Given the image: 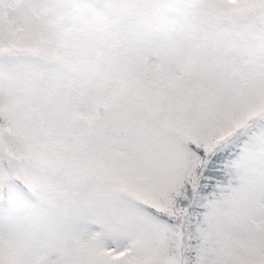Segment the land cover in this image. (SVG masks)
Listing matches in <instances>:
<instances>
[{
	"label": "snow or ice",
	"instance_id": "obj_1",
	"mask_svg": "<svg viewBox=\"0 0 264 264\" xmlns=\"http://www.w3.org/2000/svg\"><path fill=\"white\" fill-rule=\"evenodd\" d=\"M33 16L0 66V264H264V0Z\"/></svg>",
	"mask_w": 264,
	"mask_h": 264
},
{
	"label": "rangeland",
	"instance_id": "obj_2",
	"mask_svg": "<svg viewBox=\"0 0 264 264\" xmlns=\"http://www.w3.org/2000/svg\"><path fill=\"white\" fill-rule=\"evenodd\" d=\"M38 0H0V66L7 65L23 57H10L7 49L10 44L26 40L35 20L33 6ZM9 106L7 99L0 100V108ZM6 127V122H5Z\"/></svg>",
	"mask_w": 264,
	"mask_h": 264
}]
</instances>
